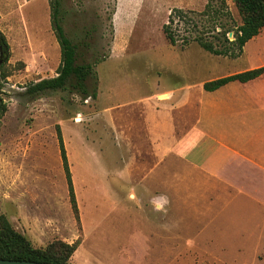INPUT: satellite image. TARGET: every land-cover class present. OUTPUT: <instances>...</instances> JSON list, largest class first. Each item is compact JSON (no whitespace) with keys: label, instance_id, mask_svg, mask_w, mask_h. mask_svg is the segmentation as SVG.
<instances>
[{"label":"rangeland","instance_id":"obj_1","mask_svg":"<svg viewBox=\"0 0 264 264\" xmlns=\"http://www.w3.org/2000/svg\"><path fill=\"white\" fill-rule=\"evenodd\" d=\"M205 2L61 0L66 35L76 40L90 31L91 54L102 58L93 66L96 96L81 100L65 89L24 93L28 83L55 75L59 62L48 0H0L11 72L0 78V213L33 246L78 237L70 264L262 263L263 204L234 202L207 220L200 173L169 154L155 163L153 141L159 132L167 138L170 118L185 108L160 104L195 97L201 81L247 64L224 62L194 42L168 44L161 31L168 12ZM225 2L238 22L233 2Z\"/></svg>","mask_w":264,"mask_h":264},{"label":"crops","instance_id":"obj_2","mask_svg":"<svg viewBox=\"0 0 264 264\" xmlns=\"http://www.w3.org/2000/svg\"><path fill=\"white\" fill-rule=\"evenodd\" d=\"M221 57L230 64L239 60L247 64L217 77L264 65V28L244 42L238 56ZM203 81L195 97L187 95L180 102L176 98L174 105L160 104L170 111L184 106V115L178 112L170 118L167 138L163 140L159 132L153 149L157 166L162 155L169 154L200 173L196 185L204 189L201 196L207 209L203 215L211 221L234 202L264 206V72L245 82L228 81L211 91L202 89ZM177 90L166 92L172 95Z\"/></svg>","mask_w":264,"mask_h":264},{"label":"trees","instance_id":"obj_3","mask_svg":"<svg viewBox=\"0 0 264 264\" xmlns=\"http://www.w3.org/2000/svg\"><path fill=\"white\" fill-rule=\"evenodd\" d=\"M61 0H48L49 26L59 49V62L55 75L28 83L24 93L34 96L45 90L65 89L81 100L96 96V75L93 66L102 60L91 54L94 38L85 30L76 40L69 38L61 24L59 11ZM239 21L236 22L225 0H206L200 10L172 8L161 25V31L169 45L179 42L184 46L196 43L201 49L213 55L234 58L249 38L264 28V0H231ZM181 31V32H180ZM231 31V39L226 34ZM9 50L4 34L0 31V78L11 72L5 66ZM22 65L21 62H18ZM264 72V65L240 72L216 77L202 82L203 90L211 91L232 80L245 82ZM5 106L0 98V115ZM56 138L62 168L67 186L68 201L76 225H79L77 207L65 152L58 128ZM79 244V238L71 242L54 238L44 246L35 247L29 239L11 226L0 213V258L26 259L49 264H70V256ZM261 264H264V260Z\"/></svg>","mask_w":264,"mask_h":264},{"label":"water","instance_id":"obj_4","mask_svg":"<svg viewBox=\"0 0 264 264\" xmlns=\"http://www.w3.org/2000/svg\"><path fill=\"white\" fill-rule=\"evenodd\" d=\"M232 35L231 31H228L226 36L230 38ZM0 264H49L39 261L26 260V259H2L0 258Z\"/></svg>","mask_w":264,"mask_h":264},{"label":"bare ground","instance_id":"obj_5","mask_svg":"<svg viewBox=\"0 0 264 264\" xmlns=\"http://www.w3.org/2000/svg\"><path fill=\"white\" fill-rule=\"evenodd\" d=\"M161 97L165 98V96H164V95H162Z\"/></svg>","mask_w":264,"mask_h":264}]
</instances>
